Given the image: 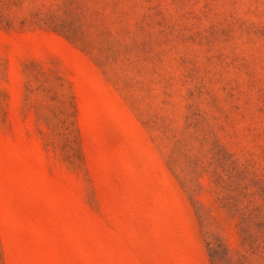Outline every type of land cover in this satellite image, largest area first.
Here are the masks:
<instances>
[{
  "label": "rangeland",
  "instance_id": "rangeland-1",
  "mask_svg": "<svg viewBox=\"0 0 264 264\" xmlns=\"http://www.w3.org/2000/svg\"><path fill=\"white\" fill-rule=\"evenodd\" d=\"M213 249L264 264V0H0V264Z\"/></svg>",
  "mask_w": 264,
  "mask_h": 264
},
{
  "label": "trees",
  "instance_id": "trees-1",
  "mask_svg": "<svg viewBox=\"0 0 264 264\" xmlns=\"http://www.w3.org/2000/svg\"><path fill=\"white\" fill-rule=\"evenodd\" d=\"M219 254H218V252L215 250V249H213V251H212V258H213V260L217 263V264H226V259L224 258V257H222V256H218Z\"/></svg>",
  "mask_w": 264,
  "mask_h": 264
}]
</instances>
